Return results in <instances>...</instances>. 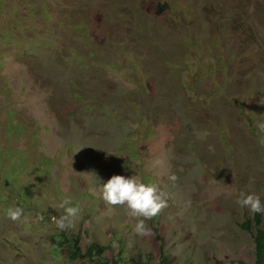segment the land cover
<instances>
[{
    "label": "rangeland",
    "instance_id": "rangeland-1",
    "mask_svg": "<svg viewBox=\"0 0 264 264\" xmlns=\"http://www.w3.org/2000/svg\"><path fill=\"white\" fill-rule=\"evenodd\" d=\"M262 99L264 0H0V264H98L94 244L125 264H254L236 201L264 204ZM113 175L168 194L154 236L105 205ZM69 197L82 215L60 231Z\"/></svg>",
    "mask_w": 264,
    "mask_h": 264
},
{
    "label": "clouds",
    "instance_id": "clouds-1",
    "mask_svg": "<svg viewBox=\"0 0 264 264\" xmlns=\"http://www.w3.org/2000/svg\"><path fill=\"white\" fill-rule=\"evenodd\" d=\"M264 104V99L260 101ZM260 130L264 131V124L260 125ZM210 151H214L213 146H209ZM172 182L177 180L175 175L169 177ZM101 197L105 205L112 207H122L127 214L137 218L134 233L140 237L154 236V232L148 226L147 221L161 215L168 208V194L162 191L158 184L142 182L137 176L130 178L123 175H113L106 183L101 185ZM241 209L247 208L250 214H264V204L259 195L240 193V198L236 201ZM59 207L64 209V215L59 218L53 216L52 222L60 231H69L74 228L82 215V208L72 206L71 198H64ZM12 221H20L24 216V209L21 207H10L6 213ZM43 219V217H41Z\"/></svg>",
    "mask_w": 264,
    "mask_h": 264
},
{
    "label": "trees",
    "instance_id": "trees-1",
    "mask_svg": "<svg viewBox=\"0 0 264 264\" xmlns=\"http://www.w3.org/2000/svg\"><path fill=\"white\" fill-rule=\"evenodd\" d=\"M264 216L263 214L257 213L252 219L245 221L242 224V228L251 233L253 236L254 243V255L255 262L254 264H264ZM56 243H59L57 247L58 252L62 251L65 247L69 246V254L72 255L74 260H78L82 257L80 250V240L79 238L72 241L65 236H59L56 238ZM106 248L94 244L90 247L87 254L83 257L90 258L92 262L98 264H125L128 260L127 256L118 255L113 262H110L109 259L105 258ZM131 261L133 264H151L150 260L144 261L142 258L135 259L132 258ZM161 264H173V261L170 256L165 254L162 255ZM243 264V263H239Z\"/></svg>",
    "mask_w": 264,
    "mask_h": 264
}]
</instances>
